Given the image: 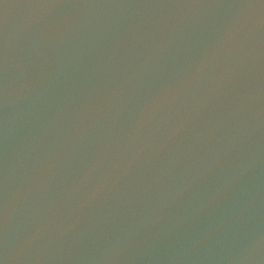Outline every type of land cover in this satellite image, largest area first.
<instances>
[{"label":"water","instance_id":"95a60500","mask_svg":"<svg viewBox=\"0 0 264 264\" xmlns=\"http://www.w3.org/2000/svg\"><path fill=\"white\" fill-rule=\"evenodd\" d=\"M0 264H264V0H0Z\"/></svg>","mask_w":264,"mask_h":264}]
</instances>
